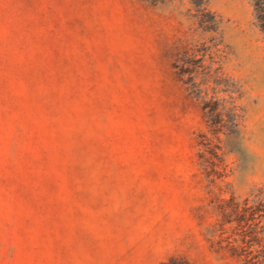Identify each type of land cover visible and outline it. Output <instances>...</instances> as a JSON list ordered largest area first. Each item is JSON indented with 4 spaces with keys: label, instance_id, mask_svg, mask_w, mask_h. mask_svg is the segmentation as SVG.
<instances>
[{
    "label": "rangeland",
    "instance_id": "374dc122",
    "mask_svg": "<svg viewBox=\"0 0 264 264\" xmlns=\"http://www.w3.org/2000/svg\"><path fill=\"white\" fill-rule=\"evenodd\" d=\"M256 7L0 0V264H245L264 248Z\"/></svg>",
    "mask_w": 264,
    "mask_h": 264
},
{
    "label": "trees",
    "instance_id": "16d2710c",
    "mask_svg": "<svg viewBox=\"0 0 264 264\" xmlns=\"http://www.w3.org/2000/svg\"><path fill=\"white\" fill-rule=\"evenodd\" d=\"M262 9H259V7H256V19L259 22V26L264 32V13H262ZM194 49V48H193ZM240 204H238L237 209H239ZM252 250L250 252L256 253L255 257L250 256L248 259H246L245 264H264V248L260 249L257 248L256 246L251 247Z\"/></svg>",
    "mask_w": 264,
    "mask_h": 264
}]
</instances>
